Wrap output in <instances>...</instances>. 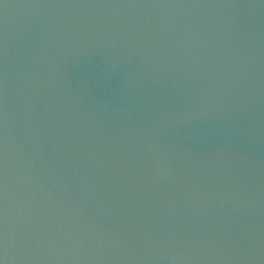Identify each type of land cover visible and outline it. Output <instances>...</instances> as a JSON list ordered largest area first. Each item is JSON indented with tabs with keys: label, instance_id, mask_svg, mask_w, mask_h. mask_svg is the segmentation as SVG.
Wrapping results in <instances>:
<instances>
[{
	"label": "water",
	"instance_id": "1",
	"mask_svg": "<svg viewBox=\"0 0 264 264\" xmlns=\"http://www.w3.org/2000/svg\"><path fill=\"white\" fill-rule=\"evenodd\" d=\"M0 264H264V0H0Z\"/></svg>",
	"mask_w": 264,
	"mask_h": 264
}]
</instances>
